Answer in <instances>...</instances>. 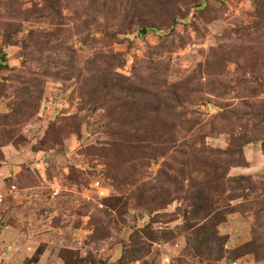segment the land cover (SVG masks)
<instances>
[{
  "label": "rangeland",
  "instance_id": "rangeland-1",
  "mask_svg": "<svg viewBox=\"0 0 264 264\" xmlns=\"http://www.w3.org/2000/svg\"><path fill=\"white\" fill-rule=\"evenodd\" d=\"M45 3L0 0V264H264V0Z\"/></svg>",
  "mask_w": 264,
  "mask_h": 264
},
{
  "label": "trees",
  "instance_id": "trees-1",
  "mask_svg": "<svg viewBox=\"0 0 264 264\" xmlns=\"http://www.w3.org/2000/svg\"><path fill=\"white\" fill-rule=\"evenodd\" d=\"M105 3L103 2V4L101 3V5H98V6H100L101 9H104ZM61 7L62 6L60 4V0H48V4L45 3V11L44 12H46V10H47V13H50L49 10H51V11L55 12L57 14V16L61 17L62 16ZM44 34H45V38H46V40L44 41V44H46L50 38H52V37L54 38L56 36L55 35L56 32L55 33L54 32L50 33L49 31H45ZM40 39L41 38L37 39V41H39ZM1 59L5 60V54L4 53L1 54ZM115 88H116L115 85H111V84H107V83H103V84H100L99 86H96L95 93L97 92V93H100L101 95H103V96L100 97L101 100L99 99V101H100V103L102 105L104 104L105 106H107V108L109 107V104L106 105L105 104L106 101L104 102L105 95L110 96V94H111V96H112L114 93H117L114 90ZM118 93H119L118 95L121 96L122 91H118ZM139 98H140V102H141L142 98L141 97H139ZM117 100L121 101L122 100V96L119 99H117ZM134 100H135V98H132V101H134ZM99 101L95 100L94 102H99ZM126 103L127 104L121 105L122 107L119 109V112H117L118 120L125 121L128 118L129 115H136V118L138 119V121H142L141 119H146V117L144 115V111L145 110L141 109L140 105H137L136 103L135 104H131L132 102H129V101H126ZM110 112L111 113H109V114H111L113 119H114V116H115L114 108H112L110 110ZM137 114H139V115L137 116ZM113 123L115 125V121H113ZM115 145L116 144L113 143V147L114 148H115ZM117 145H118V143H117ZM114 156H116V155H114Z\"/></svg>",
  "mask_w": 264,
  "mask_h": 264
},
{
  "label": "crops",
  "instance_id": "crops-1",
  "mask_svg": "<svg viewBox=\"0 0 264 264\" xmlns=\"http://www.w3.org/2000/svg\"><path fill=\"white\" fill-rule=\"evenodd\" d=\"M11 168L12 167H9V165H8V171L10 172V170H11ZM0 197H1V195H0ZM0 209H1V202H0ZM1 219H2V215H0V234L1 233H3V229H4V227L2 226V222H1Z\"/></svg>",
  "mask_w": 264,
  "mask_h": 264
}]
</instances>
